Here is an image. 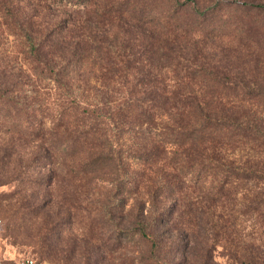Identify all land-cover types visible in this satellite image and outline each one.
Masks as SVG:
<instances>
[{
    "label": "trees",
    "instance_id": "16d2710c",
    "mask_svg": "<svg viewBox=\"0 0 264 264\" xmlns=\"http://www.w3.org/2000/svg\"><path fill=\"white\" fill-rule=\"evenodd\" d=\"M99 2L89 6L110 29L85 23L78 33L60 0H0V109L12 112L13 173L33 170L56 186L64 170L79 184L111 185L97 201L108 203L92 210L113 234L96 236L86 264H135L134 251L136 264H217L206 241L217 220L206 222V212L235 198L240 174L264 178V0ZM222 8L236 14L244 40L221 59L234 60L235 77L227 66L205 67L198 53L187 58V38ZM187 12L191 25L176 18ZM90 65L97 85L76 82ZM191 83L211 94L187 92ZM240 145L253 151L245 163L235 157Z\"/></svg>",
    "mask_w": 264,
    "mask_h": 264
},
{
    "label": "rangeland",
    "instance_id": "374dc122",
    "mask_svg": "<svg viewBox=\"0 0 264 264\" xmlns=\"http://www.w3.org/2000/svg\"><path fill=\"white\" fill-rule=\"evenodd\" d=\"M60 1L63 17L72 11L75 13V31L78 33L82 32L85 23L95 25L98 33L110 29L108 21L103 20L106 15L96 13L92 6H89L99 0ZM108 1L111 0H104L105 3ZM129 1L137 4L143 0ZM122 2L125 3L126 0H112L113 4ZM85 3H89L87 12L82 9ZM99 3L96 4L98 11L101 9ZM158 7L161 10L164 6ZM165 9L167 7L163 10ZM211 17L201 30L194 29L187 38V58L193 61L195 53H198L196 57L205 67L227 66L233 69L229 76L235 77L237 74L231 67L234 60L230 59L226 65L221 59L229 55L236 56L238 44L244 42L236 35L238 26L235 25L239 19L229 8H222L216 16L213 14ZM176 18H179L183 25L192 23L191 13L188 12L180 13ZM115 21L117 22L113 24L116 26L120 21ZM196 30L198 33L194 34ZM202 33L206 35L205 40L195 38V35L198 37ZM124 41L128 43L126 38ZM5 45L8 54L12 55L15 47L11 39H8ZM98 75L96 67L90 65L76 74L74 79L76 82L89 79L90 85H97ZM41 86L42 84L39 87ZM47 88L50 91L49 87L41 88V91L46 93ZM186 91L207 97L211 94L210 88L195 86L194 83H191ZM215 92L219 93L220 90L216 89ZM223 92L236 93L235 90ZM11 115L12 112L6 108L0 109V259L30 258L35 264H86L90 256L91 259L95 257V253L91 254V249L96 244V236L101 234L107 237L111 233V226L106 217L97 218L92 210L94 205L108 203L100 204L97 201L106 199L112 189L111 185L100 179L79 184L70 177L71 173L63 172L64 170L59 174L58 182H53L57 183L56 186H49L45 177L37 178L38 175L33 170H24L15 176L13 168L16 161L10 153L15 142V135L11 131ZM16 142L21 151L28 148V144L22 139ZM250 152L253 151L247 146L240 145L234 153L237 159L245 163L250 157ZM67 164L68 162L65 166ZM240 175L242 178L236 180L238 186L233 190L235 198L227 204L221 200L215 211L209 209L206 212V222L217 220L216 236H209V229L206 241L215 246L214 260L217 264H264V227L260 224V218L264 216V178ZM119 221L116 219L117 223ZM114 237L119 239L122 235L117 230ZM100 242L98 240V243ZM101 250L104 254L108 251L105 248ZM124 254L121 250L116 253V262L122 263ZM132 254L134 263H138L139 253L134 251ZM102 262L104 263L101 264H106L105 261Z\"/></svg>",
    "mask_w": 264,
    "mask_h": 264
},
{
    "label": "built area",
    "instance_id": "2783aa9c",
    "mask_svg": "<svg viewBox=\"0 0 264 264\" xmlns=\"http://www.w3.org/2000/svg\"><path fill=\"white\" fill-rule=\"evenodd\" d=\"M0 264H35V262L30 258H20V259H0Z\"/></svg>",
    "mask_w": 264,
    "mask_h": 264
}]
</instances>
